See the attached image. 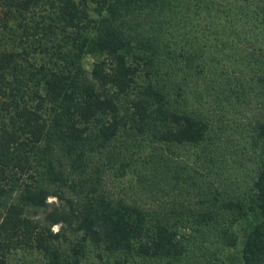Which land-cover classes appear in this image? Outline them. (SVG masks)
<instances>
[{
	"label": "trees",
	"instance_id": "obj_1",
	"mask_svg": "<svg viewBox=\"0 0 264 264\" xmlns=\"http://www.w3.org/2000/svg\"><path fill=\"white\" fill-rule=\"evenodd\" d=\"M0 27L10 42L0 43V264H81L90 251L104 264H264V116L247 190L191 180L188 202L158 196L175 186L172 147L210 157L213 122L191 105V82L224 95L252 79L264 94V46L252 42L264 0H0ZM194 30L236 43L198 49ZM141 142L160 150L161 162L142 163L138 198L156 205L112 197L93 176L99 158Z\"/></svg>",
	"mask_w": 264,
	"mask_h": 264
},
{
	"label": "rangeland",
	"instance_id": "obj_2",
	"mask_svg": "<svg viewBox=\"0 0 264 264\" xmlns=\"http://www.w3.org/2000/svg\"><path fill=\"white\" fill-rule=\"evenodd\" d=\"M255 2L256 0H235L236 4H246L251 7L254 6ZM222 15L217 14L220 22L223 21ZM10 23H13L12 19ZM193 32L194 35L190 39L191 45L198 47V49L203 47L228 49L236 43L234 36L230 34L222 33L218 35L217 38H220L218 41L212 35L199 33L196 30ZM255 37L256 40L252 42L264 46V32L257 34ZM0 43L10 44L8 34L1 27ZM91 63L92 57L85 55L83 66L88 70ZM219 65L226 68L227 71L234 69L235 72L245 71L246 76L252 74L244 62L233 63L231 59H222ZM191 85L192 90L190 89L187 92L188 99L192 106L202 110L212 119L213 142L211 143L210 157L207 160H203L202 154H199L196 147L187 145L172 147L170 164L173 166L177 164V177L176 175L174 177L170 176L169 179L175 186L171 188L170 192L163 193L165 195H158L167 205H170L173 201L176 203L177 200L183 203L188 202V199L193 198L194 191L190 187L191 180L197 183L204 182L211 187H218L228 194L245 191L251 185L259 166V149L253 141V134L254 125L264 116V94L261 89L252 79L242 80V87L237 94L224 93L223 95L217 91H210L209 86H205V83L201 81L191 82ZM153 151L158 153L160 150L150 146L148 142H141L139 145L127 146L122 153L123 157H116L110 160L111 162L105 157L99 158L97 163L100 164L101 170L98 172V178L93 173L94 179L97 181L98 186L112 197H135L142 205H156V200H148L143 195H140V200L138 199L139 193L142 191L141 183H144V178L148 177L147 168L142 163H144V159H148L151 153H154ZM152 156L151 154L149 159ZM152 159L157 163L161 162L156 157H152ZM157 163L154 162V165ZM173 179H176L175 183L172 182ZM47 201L52 205L56 199L54 196H48ZM41 212L42 209H37L36 213L40 215ZM242 225L241 221L233 225V229L238 236L242 231ZM58 226L57 223L52 224L51 229L55 230ZM217 244L215 240L211 244L209 243L212 248ZM238 247L239 243L236 244V247L227 250L237 252ZM81 264L104 263L98 262L94 252L90 251L83 258Z\"/></svg>",
	"mask_w": 264,
	"mask_h": 264
}]
</instances>
